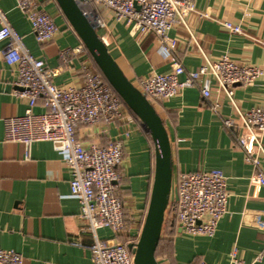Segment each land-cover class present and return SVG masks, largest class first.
Returning a JSON list of instances; mask_svg holds the SVG:
<instances>
[{
	"label": "crops",
	"instance_id": "0c3cea01",
	"mask_svg": "<svg viewBox=\"0 0 264 264\" xmlns=\"http://www.w3.org/2000/svg\"><path fill=\"white\" fill-rule=\"evenodd\" d=\"M39 2L59 27L54 40L45 43L37 41L17 0H0V6L31 52L45 60L56 84L81 85V62L89 55L77 54L68 68L62 65L60 52L66 47L81 49L84 43L56 0ZM194 3L196 10L186 16V23L178 21L170 30L187 69L203 64V53L212 58L228 53L239 62L264 65V0ZM98 11L105 23L98 32L135 85L151 73L172 69L154 33H143L135 24L117 20L105 7ZM225 21L239 26L241 32L226 27ZM5 44L0 42V248L19 251L24 264H94L90 249L93 235L87 219L81 216L79 199L71 194V173L62 153L45 140L34 142L27 157L22 143L4 141V119L21 115L27 108V100L16 93L18 69L5 60ZM211 82L210 97L192 86L154 105L170 137L174 174L222 169L230 192L228 211L213 236L189 235L177 224L174 228L164 226L156 257L160 264H196L200 260L238 264L231 259L236 247L244 264L253 263L260 254L256 264H264V186L252 180L254 167L238 144L242 127L223 124V117L238 118L237 109L215 79ZM234 98L241 111L264 105V76L251 85H236ZM213 103L219 104V113L212 108ZM44 110L41 102L35 107L38 113ZM127 128L131 135L124 138ZM78 137L85 144L124 139L126 154L118 166L122 177L117 194L125 203L127 229L117 234L109 227H100L97 233L102 239L129 244L141 231L150 200L155 169L153 141L138 119H101L94 125L79 126ZM262 141L264 145V135ZM260 161L264 169L263 153Z\"/></svg>",
	"mask_w": 264,
	"mask_h": 264
},
{
	"label": "built area",
	"instance_id": "2783aa9c",
	"mask_svg": "<svg viewBox=\"0 0 264 264\" xmlns=\"http://www.w3.org/2000/svg\"><path fill=\"white\" fill-rule=\"evenodd\" d=\"M83 12L96 29L104 26L98 9L110 10L117 20L135 24L143 33H154L159 41V50L168 56L172 69L155 72L140 79L137 87L152 101L166 100L186 87L200 88L205 97L211 96L212 78L226 92L238 111V118L223 117L226 127L240 126L238 144L252 163V180L264 186V169L260 154H264V105L247 111L239 110L234 98L236 85H251L264 76V65L242 63L228 53L212 58L203 53L205 62L196 69H187L176 52L178 40L170 36L174 23H186V16L196 10L194 0H77ZM17 7L31 22L38 42L54 40L59 27L54 17L42 8L39 0H17ZM224 25L234 32H241L231 21ZM104 40L105 37L102 36ZM5 60L16 64L18 75L17 95L27 100V108L21 115L4 119V141H16L26 147L37 141H51L64 157L70 169L71 194L81 203V216L88 221V230L93 235L90 246L94 264H134V254L124 241L102 239L97 230L109 227L120 234L127 229L124 200L117 194L121 180L118 166L125 157L124 139L107 142L83 143L78 137V127L94 125L101 119L106 122L134 119V115L122 97L97 68L85 45L81 49L66 47L60 52L64 67H72L74 57L85 52L88 58L81 62L83 82L81 85H58L52 79V71L44 59L31 52L24 36L13 27L6 11L0 6V42ZM183 76V78H182ZM43 112H36L40 103ZM212 108L219 113V104ZM131 135L130 128L124 138ZM178 199L170 202L165 221L172 216L182 231L189 235L213 236L221 218L228 211L230 192L227 177L220 168L179 172L174 174ZM140 234V233H139ZM139 237V235H138ZM134 242V241H132ZM260 254L251 264L261 259ZM232 262L244 264L237 257V248L231 251ZM0 264H24V256L15 249L0 248ZM196 264H208L200 260Z\"/></svg>",
	"mask_w": 264,
	"mask_h": 264
},
{
	"label": "water",
	"instance_id": "95a60500",
	"mask_svg": "<svg viewBox=\"0 0 264 264\" xmlns=\"http://www.w3.org/2000/svg\"><path fill=\"white\" fill-rule=\"evenodd\" d=\"M56 1L108 82L141 119L153 140L155 169L150 200L139 237L128 246L134 254V264H160L156 251L166 211L170 202L178 199L172 145L164 120L152 101L127 77L78 1Z\"/></svg>",
	"mask_w": 264,
	"mask_h": 264
},
{
	"label": "trees",
	"instance_id": "16d2710c",
	"mask_svg": "<svg viewBox=\"0 0 264 264\" xmlns=\"http://www.w3.org/2000/svg\"><path fill=\"white\" fill-rule=\"evenodd\" d=\"M96 64V63H95ZM96 66H97V64H96ZM97 68L99 69V67L97 66ZM100 70V69H99ZM101 71V70H100ZM102 72V71H101ZM130 109V108H129ZM130 111L135 115V113L130 109ZM149 134V133H148ZM149 136H150V134H149ZM150 138H151V136H150ZM152 139V138H151ZM153 141V140H152ZM164 226L165 227H169V226H171V227H175L176 226V220H175V217L174 216H172V218L170 219V217L166 220V221H164ZM137 239H138V236H134V238H133V241H137Z\"/></svg>",
	"mask_w": 264,
	"mask_h": 264
}]
</instances>
